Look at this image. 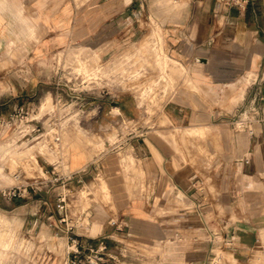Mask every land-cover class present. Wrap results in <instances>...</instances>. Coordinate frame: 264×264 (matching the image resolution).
Returning <instances> with one entry per match:
<instances>
[{"label":"crops","instance_id":"1","mask_svg":"<svg viewBox=\"0 0 264 264\" xmlns=\"http://www.w3.org/2000/svg\"><path fill=\"white\" fill-rule=\"evenodd\" d=\"M7 3L11 7L0 10V118L43 89L36 77L41 59L70 43L109 56L110 44L135 36L139 21L127 16L132 7L126 0ZM136 7L135 1L132 14ZM178 9L166 15L162 25L169 56L187 70L188 80L169 94L163 112L173 127H211L207 153L190 161L185 150L186 158L175 166L173 156L152 137L130 131L122 136L123 143L143 160L136 164L134 181L127 179L115 156L99 155L118 208L114 213L93 204L84 215L89 225L81 231L99 230L140 245H158L175 233L189 241L198 236L199 241L206 218L222 239L231 242L226 250L235 264H264V125L257 124L249 136L236 131L230 120L252 95L255 83L264 80V0H250L242 7L231 0H183ZM9 43L20 52L10 54ZM116 103L126 115L138 112L127 100ZM110 108L108 104L107 111ZM3 137L0 134V140ZM86 161L75 150L68 167L76 170ZM141 170L146 173L144 193ZM3 201L7 211L21 206L15 204L20 200ZM1 220L4 226L13 225L6 217ZM206 256V251H187L180 258L183 264H201Z\"/></svg>","mask_w":264,"mask_h":264},{"label":"rangeland","instance_id":"2","mask_svg":"<svg viewBox=\"0 0 264 264\" xmlns=\"http://www.w3.org/2000/svg\"><path fill=\"white\" fill-rule=\"evenodd\" d=\"M135 1L138 4L137 15L131 13ZM182 1L126 0L127 5L132 7L127 16L139 19L134 25L136 35L120 43H111L113 50L109 56H103L96 48L70 43L37 63L41 72L36 77L40 78L38 83L43 89L31 101L36 107L41 106V114L47 111L51 115L66 112L68 117L72 115L75 119V126L69 127L63 137L69 147L70 157L73 151L79 150L83 158L87 159L86 162H90L108 152L115 156L118 167L124 168L127 179L133 182L136 164H142L143 160L138 159L132 146L123 143L125 138L122 136L128 135L130 131L136 130L140 135L152 137L173 156L175 166L181 164L180 158H186L185 150L189 152L190 161L207 153L211 127H173L163 112L169 94L188 80L187 70L169 56L162 25L166 15L179 12ZM165 5H168V9H164ZM21 21L19 19L18 22ZM7 50L10 54L20 52L14 43H9ZM21 57V60L24 59V56ZM58 83H68L75 88L76 95L63 94V101L68 100L72 106L63 105L59 96L53 95ZM118 100H127L131 106L134 103L138 112L126 115L115 107ZM108 104L111 107L109 111L106 109ZM47 116L49 114L44 119ZM10 140L13 141V136L0 140V182H15V173L19 174L21 181H31L43 174L40 164L44 157L49 162L54 161L47 137ZM113 146L116 148L112 149ZM35 157L40 164L35 163ZM47 167L52 170L51 165ZM66 168L65 163L58 169ZM140 172V191L144 193L146 173L143 170ZM85 179L86 183L79 192L81 198L72 208L87 212L93 204L99 203L115 213L118 207L106 185L107 174L104 171L100 175L94 174V177L87 174ZM16 202L21 204L23 201ZM8 208L0 198V264H66L64 240L52 249H42L36 244L34 250L24 251L21 240L27 226L25 213L28 207L19 205L14 211H7ZM3 217L12 220L13 228L4 226Z\"/></svg>","mask_w":264,"mask_h":264},{"label":"built area","instance_id":"3","mask_svg":"<svg viewBox=\"0 0 264 264\" xmlns=\"http://www.w3.org/2000/svg\"><path fill=\"white\" fill-rule=\"evenodd\" d=\"M231 1L242 7L250 0ZM255 85L252 95L232 113L230 119L236 131L249 136L255 134L257 124L264 125V80ZM56 89L53 95L59 96L63 105L72 106L68 100L63 101V94L76 95L75 88L68 83H58ZM41 111V106L36 107L30 101L17 105L12 113L0 118V134L5 136L3 139L11 136L13 141L14 138L47 137L54 156L52 162L45 157L42 164L38 162L43 174L31 181H21L19 174L15 173V182H0V198L20 200L23 201L21 205L28 207L25 213L27 226L21 240L24 251H32L37 245L42 249H52L64 240L66 264H183L180 257L187 251H206L207 256L201 264H235L234 256L228 255L226 250L231 242L222 239L206 218H203L205 235L199 241L198 236L189 241L185 235L175 233L158 245H140L119 241L110 233L99 230L82 232L81 228L89 225L84 220L86 211L74 210L72 206L78 204L81 198L79 192L86 183V175L94 177V174L103 172L100 158L99 161L93 158L76 170L69 167L59 170V167L62 168L65 163L68 165L70 161L69 147L63 137L69 127L75 126L76 121L72 115L68 117L66 112L51 115L49 111L42 114ZM47 114L49 116L44 119ZM244 160L250 162L248 156ZM47 165L52 166L51 171ZM46 173L48 175L45 177ZM112 239L116 241L113 243Z\"/></svg>","mask_w":264,"mask_h":264},{"label":"clouds","instance_id":"4","mask_svg":"<svg viewBox=\"0 0 264 264\" xmlns=\"http://www.w3.org/2000/svg\"><path fill=\"white\" fill-rule=\"evenodd\" d=\"M8 7H11V5L7 3V0H0V10L6 9Z\"/></svg>","mask_w":264,"mask_h":264},{"label":"bare ground","instance_id":"5","mask_svg":"<svg viewBox=\"0 0 264 264\" xmlns=\"http://www.w3.org/2000/svg\"><path fill=\"white\" fill-rule=\"evenodd\" d=\"M35 163L37 162L38 163V159L35 157ZM67 167H68V165H67ZM7 227V226H6ZM8 228H13L12 226H8ZM10 230V229H9Z\"/></svg>","mask_w":264,"mask_h":264}]
</instances>
